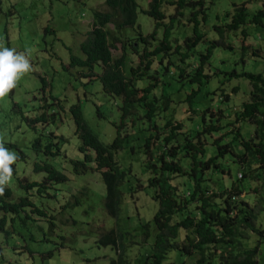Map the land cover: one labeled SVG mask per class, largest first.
Here are the masks:
<instances>
[{"label": "trees", "instance_id": "trees-1", "mask_svg": "<svg viewBox=\"0 0 264 264\" xmlns=\"http://www.w3.org/2000/svg\"><path fill=\"white\" fill-rule=\"evenodd\" d=\"M165 3L172 6L168 14L161 9ZM105 5L106 10L94 11L92 29L81 43L85 57L71 54L69 63L72 68L86 69L88 72L83 75L91 80L98 78L104 93L121 101L120 121L114 123L116 134L110 143L103 142L91 129L80 103L70 107L82 157L70 159L72 173L97 172L105 185V193L85 186L62 201L64 193L60 186L70 179L66 169L53 161L66 159L62 146L67 139L54 131L45 132V136L39 135L32 144L36 154L43 157L34 162L32 170L43 176L33 180L18 177L13 163L11 176H16L22 193L15 196L7 183L0 185V234L6 239L27 236L35 241L36 233L43 232L41 240H49L44 224L50 230L58 223L77 225L84 216L97 224L95 213L101 208L115 220L114 227L96 231L92 226V231L99 234L100 246L115 250L112 264H261L258 255L264 242V227L258 223L264 215V74L236 69L222 71L212 60L220 46L232 50L234 43L227 41L231 36L239 38L244 60L248 52V25L264 31V6L250 14L245 2L234 4L232 11L226 13L228 21L211 27L219 39H206L207 0H150L148 9L143 10L154 20V30L149 34H143L137 22V0H105ZM186 14L187 19H182ZM176 23L192 28V34H184L178 43L179 38L173 34ZM127 29L137 31L135 36H130ZM200 43L205 44L201 51L197 50ZM116 44L122 50L118 57L112 51ZM173 49L180 56L181 64L172 59L164 61ZM129 54L139 60L137 66L130 65ZM96 65L102 68L98 75L93 71ZM209 71L216 77L226 74L228 80H248L250 100L231 112L225 125L221 124L225 117L223 109L208 107L202 112V123L197 128L184 129L183 123L175 121L177 109L171 107L172 96L180 91L172 82L178 80L182 86L204 85L212 79ZM41 80L45 89L46 81ZM142 81L147 83L138 85ZM198 91L192 90L178 102L188 104L196 116L201 112L195 108ZM218 97L220 102L229 98L224 92ZM169 110L170 116L166 117ZM207 113L216 119L208 123ZM98 114L103 116L100 111ZM39 120L46 123L45 113L33 121ZM241 122L254 126L249 138L242 135ZM141 124L139 132L147 131L141 148L148 178L145 182L137 178L132 185L127 180L132 169L122 165L118 153L137 133L135 126ZM213 133H219L218 137L211 136ZM206 136H211L209 143L217 147L215 155L207 156ZM0 144L16 148L11 143ZM20 153L23 158L24 154ZM231 163L238 164L240 177L239 174L236 178L231 176ZM147 188L152 189L158 208L152 220L141 221L135 193ZM250 193L254 196H251L252 202L247 201ZM242 194L245 196L241 197ZM45 198L50 199L49 205L42 203ZM59 199L60 205H56L58 202L53 200ZM125 203L128 206L122 223ZM24 229L28 231L23 235ZM252 234L258 236L254 244H251ZM15 244L12 249L18 248ZM0 253L3 257L1 247Z\"/></svg>", "mask_w": 264, "mask_h": 264}, {"label": "rangeland", "instance_id": "rangeland-1", "mask_svg": "<svg viewBox=\"0 0 264 264\" xmlns=\"http://www.w3.org/2000/svg\"><path fill=\"white\" fill-rule=\"evenodd\" d=\"M149 2L150 0H137L139 5L137 22L143 34H149L154 30V20L143 12L148 9ZM243 2L246 3L250 14L264 6V0H207L209 19L204 23V29L207 32L206 39H219L218 33L211 29L212 25L227 22L226 13L232 11L234 4L238 5ZM161 9L168 14L172 11V6L165 3ZM96 10H106L105 0H0V46L24 52L31 65V71L23 74L17 80L15 87L6 96L0 98V143L16 145V148H7L15 152L17 156L14 162L17 175L18 177L27 176L33 180L43 176V173H34L32 170L34 162L43 159L32 147L34 140L39 135L43 137L45 132L50 131L64 136L67 140L62 150H65L67 157L53 161L59 167L66 169L70 179L60 186L64 193L62 201L70 197L72 193L77 194L85 186L91 187L94 191L101 190L103 195L105 193V185L97 172L86 175L72 173L70 159H81L82 157L78 150L80 141L75 135V123L70 107L80 103L87 123L106 143L114 139L116 134L114 123L120 121L118 108L120 99L107 96L98 78L91 80L83 75L88 72L86 69L69 66L71 54L82 59L85 57L81 51V43L87 39L88 32L92 29L93 14ZM187 17L188 14L182 19L186 20ZM178 24L176 23L173 31L174 37L179 38L177 43L181 42L184 34H192L190 26L184 25V28L182 23ZM127 32L134 37L133 34L137 31L127 29ZM247 33L248 52L244 60L241 56L239 38L231 36L227 38V41L234 43L231 46L232 50L220 46L215 51L212 62L216 68L222 71L236 69L238 72L245 70L264 74V42L262 40L264 31L259 27L248 25ZM204 46V43H200L197 50H203ZM112 51L115 57L120 56L122 54L121 45L116 44ZM171 53V56L164 61L172 59L175 63L181 64L176 49H173ZM129 58H131L130 65H138L139 60L134 55L129 54ZM171 70H174V67ZM93 71L98 75L102 68L96 65ZM208 73L212 79L204 85L185 84L182 86V82L178 80L172 82L175 87L180 88V91L172 96L174 103L171 107L177 109L175 121L183 123L184 129L197 128L200 122L202 123V112L208 107L211 110L219 107L223 109L225 117L222 118L221 124L225 125L231 112L238 110L242 103L250 100L251 88L245 78L228 80L226 74L220 73L219 77H216L211 71ZM41 79L46 81L45 89H43ZM146 83L147 81H142L138 85ZM218 87H221V90H217ZM233 87H237V90L233 91ZM192 90H199L195 97L197 101L195 108L201 112L197 116L188 104L178 103ZM221 92L228 95L227 101L220 102L218 95ZM47 104L50 106L48 107ZM98 111L103 116H100ZM42 113H45L48 119L46 123L41 120L34 122L33 120ZM170 113L171 110L166 111V117H169ZM215 119L207 113L208 123ZM142 126V124L135 126L137 133L130 137L129 143L118 153L122 165L132 169V175H129L127 179L133 182L132 185L137 182V178L139 182H145L148 178L143 167L144 154L141 148L143 135L147 131L140 133L139 128ZM240 127L245 138L253 135L254 126L249 122H241ZM218 135L219 133H213L211 136L218 137ZM211 136H206L207 156L217 153V147L209 143L212 141ZM225 142L226 139L221 143ZM20 151L24 154L23 158L20 157ZM227 157L229 155L226 156L229 160ZM229 169L233 178L240 173L236 163H231ZM7 184L14 189L15 196L22 193L16 176H11ZM245 184L248 187L250 182L247 180ZM252 185L255 186V183ZM152 193L150 188L135 193V204L141 221L152 220L158 208V203L153 200ZM244 196L245 194H242L241 197ZM251 196L253 193L247 195V201H253ZM49 200V198L42 199V203L49 205L51 203ZM58 201L60 199L53 200L54 203ZM40 202L37 200V203ZM127 203L122 206V223L125 222ZM58 204L60 205V202L56 203ZM52 205L51 208L53 207V212L56 213V208L54 204ZM94 220L97 224H93V220L90 221L87 216H84L77 225L58 223L52 230L44 224L49 240H41L43 232L36 233L37 240L35 241L27 239V236H18L19 239L14 237L6 239L0 234V247L4 253L3 257L0 253V264H112L111 260L116 257L115 250L111 246L105 247L98 244L99 234L92 231V226L96 231L110 229L114 227L115 220L108 217L101 208L95 213ZM127 224L130 226L129 222ZM258 225L264 227V215L261 216ZM27 231L22 230L23 235ZM257 238V235L252 234L251 244H254ZM13 243H16L18 248L12 249ZM258 259L261 264H264V242L260 244Z\"/></svg>", "mask_w": 264, "mask_h": 264}, {"label": "clouds", "instance_id": "clouds-1", "mask_svg": "<svg viewBox=\"0 0 264 264\" xmlns=\"http://www.w3.org/2000/svg\"><path fill=\"white\" fill-rule=\"evenodd\" d=\"M31 71L28 56L14 48L0 46V98L6 96L17 80ZM17 160L15 152L0 144V185L6 184L11 175V165Z\"/></svg>", "mask_w": 264, "mask_h": 264}]
</instances>
